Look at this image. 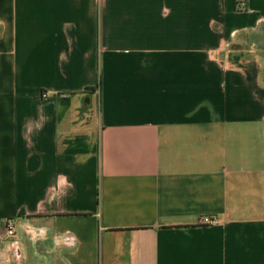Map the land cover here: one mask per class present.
<instances>
[{"label":"crops","instance_id":"1","mask_svg":"<svg viewBox=\"0 0 264 264\" xmlns=\"http://www.w3.org/2000/svg\"><path fill=\"white\" fill-rule=\"evenodd\" d=\"M0 264H264V0H0Z\"/></svg>","mask_w":264,"mask_h":264},{"label":"built area","instance_id":"2","mask_svg":"<svg viewBox=\"0 0 264 264\" xmlns=\"http://www.w3.org/2000/svg\"><path fill=\"white\" fill-rule=\"evenodd\" d=\"M241 6H243V4H241ZM42 96L43 97H46L47 94L46 93H43ZM202 222H203V224H216L217 223V220L215 218H211V217L205 216L202 219ZM5 227H6V235L8 237L13 236L14 235V224H13V221L12 220H9V219L6 220Z\"/></svg>","mask_w":264,"mask_h":264},{"label":"trees","instance_id":"3","mask_svg":"<svg viewBox=\"0 0 264 264\" xmlns=\"http://www.w3.org/2000/svg\"><path fill=\"white\" fill-rule=\"evenodd\" d=\"M98 85H99V83H97L96 87L87 88V89H86V92H88V91H89V92L94 91L95 89H97Z\"/></svg>","mask_w":264,"mask_h":264}]
</instances>
